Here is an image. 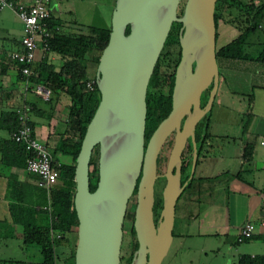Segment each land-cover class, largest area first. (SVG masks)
Instances as JSON below:
<instances>
[{
    "label": "water",
    "instance_id": "obj_1",
    "mask_svg": "<svg viewBox=\"0 0 264 264\" xmlns=\"http://www.w3.org/2000/svg\"><path fill=\"white\" fill-rule=\"evenodd\" d=\"M183 1L181 14L177 7ZM216 0H114L109 32L94 69L99 95L74 158L73 264H118L126 203L134 195L130 264H160L171 241L180 184L181 152L190 140L189 175L196 159L193 130L210 109L217 87L214 56ZM172 23L180 25L170 108L144 141L145 90ZM128 32L125 34V29ZM208 89L205 102L200 94ZM173 133L153 220V184L161 145ZM96 147V182L88 190V162Z\"/></svg>",
    "mask_w": 264,
    "mask_h": 264
},
{
    "label": "crops",
    "instance_id": "obj_2",
    "mask_svg": "<svg viewBox=\"0 0 264 264\" xmlns=\"http://www.w3.org/2000/svg\"><path fill=\"white\" fill-rule=\"evenodd\" d=\"M52 1L49 2V12L59 18L58 12L55 13L58 4ZM113 3L114 0L111 7ZM74 30L72 27L63 26L59 32L73 33ZM21 33L22 26L17 17L10 10L1 9L0 108L18 111L24 100L34 102L38 112L28 115L34 136L44 143L53 160L60 164H68L69 157L62 152L63 146H59L63 138L75 139L74 132L66 131L68 99L65 95H60L54 101L53 99L41 101L36 96L23 92V82L16 78V66L5 60L7 52L19 48L18 40ZM237 34L236 29L230 26L219 34L215 28L214 46L217 44L219 47L223 46ZM259 39L264 40V32L259 33ZM250 42L254 40L251 39ZM253 44L251 46H255ZM44 57L54 69L59 67L61 58L57 54L47 52ZM216 63L217 73H223V75L220 73V81L228 88L222 85L224 91L220 93H217L216 88L213 98H217L214 101L213 114L218 117L223 113L222 110L228 108L227 93L235 97L237 103H243L244 99L246 102L239 106L238 109H241L239 112H234L232 120L227 121L221 117L222 120L212 123L215 136L213 138L218 139L220 143H208V138L200 148L195 163L197 175L187 192V199L195 206L191 207L187 216H181L177 220V225L173 221L171 232L180 241L191 238L201 240L200 252L203 255L210 252L214 254L213 256H220L219 264H237L238 257L243 255L248 257L261 255V264H264V65L223 59ZM230 111L229 109L227 112ZM0 137H5L2 131ZM245 146H249L250 151V158L246 161L242 157ZM237 172L239 176H233ZM4 176H10L20 183L18 196L26 192V187L37 186L35 176L24 169L0 167V261L36 263L40 260L38 249L21 244L20 223L33 222L36 225H43L45 220L38 211L34 215L25 214L18 217V222L10 219L7 210L8 200L4 198L6 189ZM243 223L251 224L253 232L249 237L237 241V231ZM189 225L195 229L189 231ZM174 226L177 228L175 233ZM13 245L16 248L15 255L11 251L5 252Z\"/></svg>",
    "mask_w": 264,
    "mask_h": 264
},
{
    "label": "trees",
    "instance_id": "obj_3",
    "mask_svg": "<svg viewBox=\"0 0 264 264\" xmlns=\"http://www.w3.org/2000/svg\"><path fill=\"white\" fill-rule=\"evenodd\" d=\"M213 22L215 27L217 22H222L232 26L238 32L233 39L214 51L216 62L223 59L248 61L264 65V40L257 38L259 33L264 32V28H260L261 24L264 23V0H216L213 10ZM45 23L49 32L46 40L48 52L57 54L61 58V63L57 69H54L53 65L47 63L44 59L45 57H43L39 62L31 66L35 76H29L27 82L30 86L35 83H41L48 88L51 94L48 101L51 99L54 101L60 95L66 96L69 102L66 106V131L74 132L77 137L74 140L63 138L59 144L60 147L63 146L62 152L69 157V163L60 164L59 182L50 187L47 194L45 189L35 186V188L26 187V192H22L18 196L17 190L20 187V183L10 178V176H4L6 186L4 198L8 200L7 210L13 222H18V217L22 215H34L37 211L45 220L43 225H36L33 222L20 223L22 226L21 244L31 245L37 248L39 252L40 260L33 264H73L74 246L72 248L68 247V236L76 229V217L72 208L74 158L85 126L92 116L99 98L95 85L90 91L84 85L86 81L94 80V73L90 75L87 71L86 61L87 55L91 51H97L100 54L106 44L109 28L83 26L76 22L66 25L59 18L50 14V12ZM64 25L75 30L73 33L59 32ZM176 25L179 27L178 23L171 24L164 40L163 48L157 57L146 85L144 97V141L156 124L165 117L170 108L173 69L170 76L164 79L163 75L158 72V64L165 55L163 49L166 45V40L172 28ZM127 32L128 29L126 28L125 34ZM251 36H253L254 42H250ZM174 42L178 45L177 34ZM252 43L255 46H251ZM177 56H179V50ZM176 59L178 60V57ZM16 78L20 82H24L25 79L17 67ZM206 96L207 92L202 95L200 105L204 104ZM24 109L27 120L30 113L36 114L38 112L34 102H25V100L23 101V106L18 110ZM204 117H206V114L201 118L203 121ZM28 124L32 128L30 120H28ZM198 125L199 121L194 132V142L196 145L198 143L195 146V163L197 162L200 148L208 137L206 127L199 131ZM17 127V111L0 108V131L5 134V137H0L1 168L24 169L27 153L19 143L14 142L10 138ZM93 152H91L88 165L94 161ZM190 153L189 142L186 155L181 156L179 179L183 187L179 196L185 191L187 194V190L193 184L194 177H188ZM242 157L245 161L249 160V146L244 147ZM233 176L238 177L239 173L237 172ZM88 182V190L93 191L96 182V168L94 171L88 172ZM157 207L160 209V196L153 202L152 211ZM130 233L132 236L134 235L132 228ZM261 263V255L253 257L243 255L239 256L237 260V264ZM0 264L22 263L12 260H1Z\"/></svg>",
    "mask_w": 264,
    "mask_h": 264
},
{
    "label": "rangeland",
    "instance_id": "obj_4",
    "mask_svg": "<svg viewBox=\"0 0 264 264\" xmlns=\"http://www.w3.org/2000/svg\"><path fill=\"white\" fill-rule=\"evenodd\" d=\"M55 2L58 4V8L57 11H55V13L58 12L57 16L59 17L60 21H62L66 25L72 22H76L81 25H90L92 27H99V28H106L107 26H109V14L112 9L111 7L112 0H53L52 1V3ZM182 4L183 1H180L177 7V13L181 11ZM262 25L264 28V23H262ZM228 26L230 25L224 24L222 22H217L215 28L217 29V33L219 34L221 31H223L224 28H227ZM177 31H178V25L172 28L171 33L166 40V45L164 46L163 49L165 55L161 58L158 64V72L161 75H163L164 79H167L170 76L172 69L174 70V67L177 63L176 58L178 57L177 56L178 45H176V43L174 42ZM251 38L253 39V36H251ZM257 38L259 37L257 36ZM218 47H219L218 44L214 46V51L218 49ZM98 55L99 53L97 51H91L87 55L86 62L88 64V69H89L88 72L90 75L94 73ZM220 73L221 75H223L222 72ZM220 73H218V82L216 87L217 93L224 91V87L228 88L227 85L224 86L223 82L221 83L219 78ZM216 98L212 99L210 109L206 112V117H204V121L202 119H199V125H198L199 131L200 130L202 131L206 127V132L208 134L207 139L209 138L207 142L208 143L212 142L215 144L220 142L218 141V139L213 138L215 136L213 133L214 129L212 123L215 124V122L220 121L222 119L227 121L232 120L233 116L235 115L234 112H239L241 110L238 109L239 106L244 105L246 102V100L244 99L243 103H237V101H235L236 98L231 96L230 93H227L226 102H228L227 103L228 108L222 110L223 113L218 115V117H216L213 114L215 110L214 101ZM229 109L231 111L228 113L227 111ZM76 137L77 136L75 135V139ZM171 142H172L171 137L168 136L165 139L164 143L161 145L157 155V159H156L157 177L153 184V202L159 198L161 188L164 184V179L160 175L164 171L165 161L171 146ZM197 145L195 143V146ZM92 151H94L93 152L94 161L92 164L88 165V172L94 171V169L96 168V159H97L96 147ZM186 153L187 150L183 149L181 152V156L186 155ZM212 170L214 169H211V171ZM196 175H197L196 164H194L192 176L195 177ZM187 192H189V190H187ZM187 198L188 196L185 191L177 198L175 202L174 213H173V221H175V225H177L178 223L177 220H179L181 216L184 215L187 216V213L189 212L191 207L195 206V204H191ZM133 207H134V195L132 194L126 203V209L122 220L118 264H130L132 252L135 250L136 247L134 235L132 236L130 233ZM158 211H159V207L153 209V220L157 218ZM176 229L177 228L174 226L173 233L176 232ZM194 229H195L194 226L189 225L188 227L189 231H193ZM75 240H76V233L74 230L68 236L69 248H72L75 245ZM210 241L213 242V240ZM200 242L201 240L197 238H191L190 240L180 241L174 235H172L171 232V241L169 247L167 249L166 254L162 258L160 264H219L221 261L220 256H213L214 254H210V252H207L206 255H203L200 252L199 250ZM29 247L32 246L29 245ZM10 251L12 252V254L15 255L16 248L14 247V245L11 246L9 249H7L5 252H10Z\"/></svg>",
    "mask_w": 264,
    "mask_h": 264
},
{
    "label": "built area",
    "instance_id": "obj_5",
    "mask_svg": "<svg viewBox=\"0 0 264 264\" xmlns=\"http://www.w3.org/2000/svg\"><path fill=\"white\" fill-rule=\"evenodd\" d=\"M50 0H0V10H10L20 21L22 33L18 40L19 48L6 53V60L13 63L24 76L23 92H30L41 101H48L51 94L48 88L41 83L28 85L27 78L35 76L31 66L40 61L48 52L46 40L49 32L46 28V19L49 16ZM87 90H92L94 80L85 82ZM24 110L17 111V129L10 138L19 143L27 153L24 171L36 178V185L45 189L46 194L50 187L58 184L60 163L51 158L43 142L33 134L28 124ZM253 227L243 223L237 231L236 240L249 237Z\"/></svg>",
    "mask_w": 264,
    "mask_h": 264
},
{
    "label": "flooded vegetation",
    "instance_id": "obj_6",
    "mask_svg": "<svg viewBox=\"0 0 264 264\" xmlns=\"http://www.w3.org/2000/svg\"><path fill=\"white\" fill-rule=\"evenodd\" d=\"M180 14H181V11H179V13H177V16H180ZM179 28H180V25H179V27H178V31H179ZM178 31H177V34H178ZM178 50H179V48H178ZM208 91V89H206L205 91H203L201 94H200V96H199V105H200V100H201V97H202V95L205 93V92H207ZM200 106H202V105H200ZM206 114V113H205ZM204 114V115H205ZM203 115V116H204ZM202 116V117H203ZM201 117V118H202ZM200 118V119H201ZM197 124V123H196ZM195 128H196V125H195V127H194V130H193V139H194V132H195ZM170 137H171V140H172V136H173V133H171L170 135H169ZM190 142V140H189V138H187L186 140H185V145H184V148L183 149H186L187 150V144ZM155 221V220H154Z\"/></svg>",
    "mask_w": 264,
    "mask_h": 264
}]
</instances>
